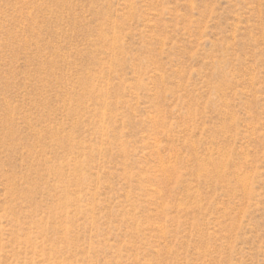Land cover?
I'll return each instance as SVG.
<instances>
[{"label":"rangeland","instance_id":"rangeland-1","mask_svg":"<svg viewBox=\"0 0 264 264\" xmlns=\"http://www.w3.org/2000/svg\"><path fill=\"white\" fill-rule=\"evenodd\" d=\"M0 264H264V0H0Z\"/></svg>","mask_w":264,"mask_h":264}]
</instances>
